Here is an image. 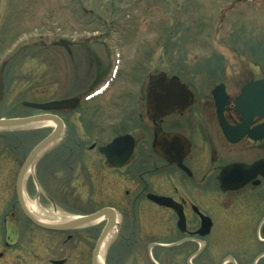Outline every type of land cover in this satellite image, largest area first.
I'll return each mask as SVG.
<instances>
[{
	"label": "flooded vegetation",
	"instance_id": "1",
	"mask_svg": "<svg viewBox=\"0 0 264 264\" xmlns=\"http://www.w3.org/2000/svg\"><path fill=\"white\" fill-rule=\"evenodd\" d=\"M91 44L70 42L65 49L71 91L62 100L70 102L65 109L41 111L28 104L47 102L24 101L27 112L8 117L5 64L0 67L5 85L0 120L56 119L50 127L17 131L35 132L30 153L48 137L59 138L27 172L24 188L31 180L37 193L31 200L51 215L102 213L95 231L113 221L117 237L125 230L139 235L145 264H264V116L251 118L237 108L243 89L264 76L243 74L234 83L224 69L210 76L213 85L191 86L179 76L139 74L127 59L116 69L111 53H104L103 62ZM137 75L142 78L134 85ZM174 78L182 88L170 85ZM170 90L175 102L168 99ZM223 90L226 100L217 101L214 93L221 98ZM2 131L8 129L0 128V157L8 151ZM25 142L18 139L9 149L18 160ZM29 155L20 167L17 160L15 204L4 205L0 195V264H93V255L88 260L72 248L78 228L43 229L24 213L17 182ZM7 157L0 158V171L9 180L14 168L1 164ZM2 180L0 187L7 186ZM25 192L30 199L29 189ZM151 196L164 198V204ZM73 252H81L76 261Z\"/></svg>",
	"mask_w": 264,
	"mask_h": 264
},
{
	"label": "rangeland",
	"instance_id": "2",
	"mask_svg": "<svg viewBox=\"0 0 264 264\" xmlns=\"http://www.w3.org/2000/svg\"><path fill=\"white\" fill-rule=\"evenodd\" d=\"M235 33L242 34L238 44L231 38ZM60 40L92 43L91 52L103 62L104 53H111L116 69L127 59L139 74L179 76L191 86L213 85L208 68L224 64L228 78L235 83L243 74L264 76V51L258 56L261 68L254 63L257 55L245 52L246 45L255 43L264 50V0H0V67L5 64L8 117L27 112L22 108L24 101L60 102L71 96L69 57L64 48L54 46ZM96 42L103 45L95 47ZM72 75L77 80L74 71ZM140 78L137 75L134 85ZM18 130L2 131L1 141H7L8 151L0 158L8 157L1 164L14 168L9 180L5 170L0 171V179L8 182L0 187L4 205H14L17 198L18 158L9 149L18 139L26 140L20 167L36 143L35 132ZM30 181L25 191L29 189L31 200L37 193ZM101 226L76 228L72 248L86 253L90 260L102 233L95 230ZM143 245L142 237L125 230L111 244L106 264H145ZM80 253L73 252L72 260Z\"/></svg>",
	"mask_w": 264,
	"mask_h": 264
},
{
	"label": "water",
	"instance_id": "3",
	"mask_svg": "<svg viewBox=\"0 0 264 264\" xmlns=\"http://www.w3.org/2000/svg\"><path fill=\"white\" fill-rule=\"evenodd\" d=\"M56 45L67 48L69 45V42L62 40ZM164 80H166V78L163 77V78H160L158 82L162 83ZM170 85L181 87V85L178 83L176 79H173ZM4 87H5L4 81H3L2 75H0V97L3 96ZM219 89H222V87ZM175 93L176 92L174 90L168 91L167 95L172 96L168 99L175 102L177 100L176 97H173L175 96L174 95ZM214 95L217 101H220L222 98L226 100V95H225L224 90L221 93V96H222L221 98H220L219 91H216ZM152 99L154 100L156 98H154L153 96ZM224 103H226V101ZM28 105L34 109L41 110V111H53V110H58V109H65L67 106L70 105V102L62 101V102H51V103H46V104H28ZM237 108L242 113H250L251 118L256 117V116H264V80L256 82V83H252L244 88L243 95L237 100ZM52 120H56V119L55 117L51 115H40V116L24 118V119H4V120H0V127H4L8 129H17V128L31 126L32 124L37 123V122H42V121L51 122ZM57 140H58V137L54 134L48 137L42 143H40L31 152V154L29 155L28 159L26 160L20 172L18 182H17V193H18L19 201H20V204H21V207L24 213L31 221H33L40 228L47 229V230L75 229L79 226H82L83 224H87L92 221L101 219L103 217V214L102 213L93 214V215L88 216L87 218L80 219L79 221L75 222L74 224H70V225L66 224L63 226H51V225L43 224L41 221L37 220L33 215H31L24 201L23 187H24L25 177H26V174L29 168L33 165L36 158L41 154V152L47 147H49L51 144L56 142ZM150 198L153 199L159 205L164 204V200H165L164 198H161L158 196H151ZM115 227L116 225L114 224V222L110 221L105 227L104 231L102 232L97 242L94 254H93V264H97V258L100 254L102 244L104 240L106 239V237L108 236V234L110 233V231L113 230Z\"/></svg>",
	"mask_w": 264,
	"mask_h": 264
},
{
	"label": "bare ground",
	"instance_id": "4",
	"mask_svg": "<svg viewBox=\"0 0 264 264\" xmlns=\"http://www.w3.org/2000/svg\"><path fill=\"white\" fill-rule=\"evenodd\" d=\"M32 127H50L52 126V123L50 121H42V122H37L31 125ZM2 128V127H0ZM33 171V167H31L29 169V173ZM25 197V201H26V205H27V209L28 211L31 213V215H33L36 219L40 220L41 222L47 224V225H51V226H63L66 224H74L75 222L79 221L81 218L80 216H62L59 214H55V215H51V214H47L44 211L41 210V208L38 206L37 203L32 202L30 199L27 198L26 196V192L24 194ZM102 220H95L92 221L90 223L87 224H83L81 227L84 226H93L96 224H100ZM118 235V230L117 227H115L113 230L110 231V233L108 234V236L106 237V239L104 240L102 247H101V251L100 254L97 258V264H106V257H107V253L109 248L111 247V244L113 243V241L117 238Z\"/></svg>",
	"mask_w": 264,
	"mask_h": 264
},
{
	"label": "trees",
	"instance_id": "5",
	"mask_svg": "<svg viewBox=\"0 0 264 264\" xmlns=\"http://www.w3.org/2000/svg\"><path fill=\"white\" fill-rule=\"evenodd\" d=\"M236 34H238V33H235L234 34V36H231V38H232V41H234L235 43H240L243 39H242V37H241V35L242 34H240L239 33V35H236ZM255 40H252V42H254ZM258 41V40H257ZM258 42H260V41H258ZM246 45V44H245ZM250 47L251 49H252V51L251 50H249L248 49V47ZM257 46V47H256ZM247 51H249V52H247ZM264 50H263V47L261 46L260 47V45H257V43H255V44H249V45H246V48H245V52L246 53H248V54H251V55H257L255 58H254V63H258V64H260L261 62L259 61L260 59L258 58V56H260V55H263L262 54V52H263ZM218 60H220V59H218ZM260 62V63H259ZM210 64V63H209ZM208 64V65H209ZM263 64V63H262ZM221 67H223L222 68V70H224L225 69V67H224V64H223V66L221 65V64H217L216 65V67H212V68H208V71H209V73H210V76H212V75H217L218 74V72L221 70ZM212 69V70H211ZM216 77V76H215Z\"/></svg>",
	"mask_w": 264,
	"mask_h": 264
}]
</instances>
